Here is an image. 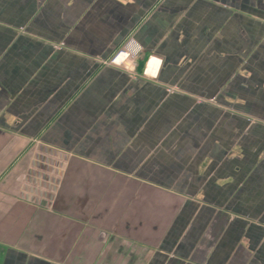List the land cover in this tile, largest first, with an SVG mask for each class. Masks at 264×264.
Returning <instances> with one entry per match:
<instances>
[{"label": "crops", "instance_id": "obj_1", "mask_svg": "<svg viewBox=\"0 0 264 264\" xmlns=\"http://www.w3.org/2000/svg\"><path fill=\"white\" fill-rule=\"evenodd\" d=\"M0 264H264V0H0Z\"/></svg>", "mask_w": 264, "mask_h": 264}, {"label": "built area", "instance_id": "obj_2", "mask_svg": "<svg viewBox=\"0 0 264 264\" xmlns=\"http://www.w3.org/2000/svg\"><path fill=\"white\" fill-rule=\"evenodd\" d=\"M123 54V56H130L132 55V52L130 50H123L120 53L117 54V56L115 57V59L113 61H118V58Z\"/></svg>", "mask_w": 264, "mask_h": 264}, {"label": "bare ground", "instance_id": "obj_3", "mask_svg": "<svg viewBox=\"0 0 264 264\" xmlns=\"http://www.w3.org/2000/svg\"><path fill=\"white\" fill-rule=\"evenodd\" d=\"M123 57V54L120 56V59Z\"/></svg>", "mask_w": 264, "mask_h": 264}]
</instances>
